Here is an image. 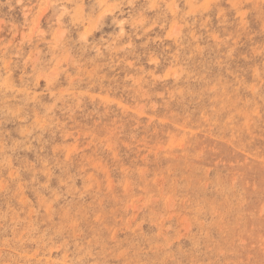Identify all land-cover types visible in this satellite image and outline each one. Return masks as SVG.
Instances as JSON below:
<instances>
[{
    "label": "rangeland",
    "instance_id": "1",
    "mask_svg": "<svg viewBox=\"0 0 264 264\" xmlns=\"http://www.w3.org/2000/svg\"><path fill=\"white\" fill-rule=\"evenodd\" d=\"M0 264H264V0H0Z\"/></svg>",
    "mask_w": 264,
    "mask_h": 264
}]
</instances>
